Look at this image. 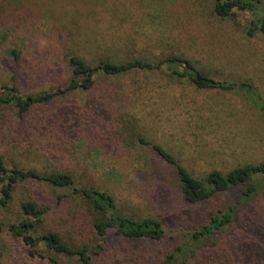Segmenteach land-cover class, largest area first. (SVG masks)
<instances>
[{"label":"rangeland","instance_id":"374dc122","mask_svg":"<svg viewBox=\"0 0 264 264\" xmlns=\"http://www.w3.org/2000/svg\"><path fill=\"white\" fill-rule=\"evenodd\" d=\"M82 6L98 10L99 17L89 23L101 28L98 50L132 41L136 55L185 54L216 78L251 82L264 101V35L246 37L242 29L249 13L237 11L221 19L211 13L207 0H0V33H5L0 42L38 57L49 48L55 30L66 34L76 23L61 20L60 12L77 14ZM91 54L88 49L84 55ZM96 78L90 90L59 96L42 111L54 119L71 113L74 129L59 135L51 126L37 132L31 145L29 137L17 147L0 144V154L21 166L67 168L80 184L106 190L118 207L136 217H172L181 203L178 183L162 184L141 170L151 152L138 143L140 136L160 144L197 177L264 161V116L240 92L199 89L162 71ZM261 185L262 192L240 217V224L253 227L249 251L216 264H253V255L256 264H264V181ZM237 195L233 189L222 198L235 202ZM7 249L0 264H14Z\"/></svg>","mask_w":264,"mask_h":264},{"label":"trees","instance_id":"16d2710c","mask_svg":"<svg viewBox=\"0 0 264 264\" xmlns=\"http://www.w3.org/2000/svg\"><path fill=\"white\" fill-rule=\"evenodd\" d=\"M207 1L211 13L221 19L237 11L249 13L245 36L264 35V0ZM60 17L76 23L66 34L53 30L52 43L38 57L0 42V144L17 147L29 137L31 145L37 132L51 126L59 135L74 129L71 113L54 119L42 111L59 96L90 90L100 74L162 71L199 89L240 92L264 116V101L249 81L216 78L185 54L136 55L132 41L116 47L106 43L110 39L103 40L108 46L98 50L101 28L89 24L99 17L94 7L82 6L77 14L70 9ZM88 49L93 54L85 57ZM33 109L36 112L28 114ZM138 143L151 152L141 161L144 174L179 185L181 203L172 217H136L118 207L106 190L80 184L67 168L21 166L0 154V257L5 248L14 264H28L25 259L31 264H216L244 257L253 227L246 221L240 224V217L262 192L264 161L197 177L160 144L142 136ZM233 189L238 199L225 202L223 193ZM252 260L256 264L258 258L253 255Z\"/></svg>","mask_w":264,"mask_h":264}]
</instances>
